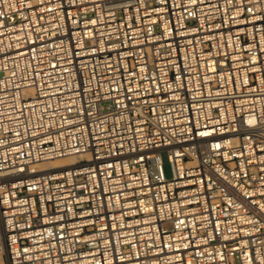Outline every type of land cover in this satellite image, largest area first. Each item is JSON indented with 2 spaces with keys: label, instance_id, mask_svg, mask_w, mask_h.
I'll return each mask as SVG.
<instances>
[{
  "label": "built area",
  "instance_id": "built-area-1",
  "mask_svg": "<svg viewBox=\"0 0 264 264\" xmlns=\"http://www.w3.org/2000/svg\"><path fill=\"white\" fill-rule=\"evenodd\" d=\"M0 260L264 264V0H0Z\"/></svg>",
  "mask_w": 264,
  "mask_h": 264
},
{
  "label": "bare ground",
  "instance_id": "bare-ground-1",
  "mask_svg": "<svg viewBox=\"0 0 264 264\" xmlns=\"http://www.w3.org/2000/svg\"><path fill=\"white\" fill-rule=\"evenodd\" d=\"M74 157L72 156H64V157H58L54 159H49L47 161H44L39 164L41 169H47L52 167H58L61 165H66L67 163H71L73 161ZM0 263L2 264V261L0 260Z\"/></svg>",
  "mask_w": 264,
  "mask_h": 264
},
{
  "label": "rangeland",
  "instance_id": "rangeland-1",
  "mask_svg": "<svg viewBox=\"0 0 264 264\" xmlns=\"http://www.w3.org/2000/svg\"><path fill=\"white\" fill-rule=\"evenodd\" d=\"M163 169H164L165 175L168 178H170L172 176V167H171V164L168 161H165L163 163Z\"/></svg>",
  "mask_w": 264,
  "mask_h": 264
}]
</instances>
